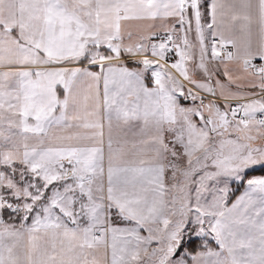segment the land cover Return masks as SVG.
Masks as SVG:
<instances>
[{"label":"snow or ice","instance_id":"snow-or-ice-1","mask_svg":"<svg viewBox=\"0 0 264 264\" xmlns=\"http://www.w3.org/2000/svg\"><path fill=\"white\" fill-rule=\"evenodd\" d=\"M0 264H264V0H0Z\"/></svg>","mask_w":264,"mask_h":264}]
</instances>
